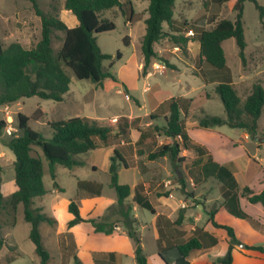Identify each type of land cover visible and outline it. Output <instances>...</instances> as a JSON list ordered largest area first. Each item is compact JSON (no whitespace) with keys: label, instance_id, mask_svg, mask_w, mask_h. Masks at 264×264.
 I'll list each match as a JSON object with an SVG mask.
<instances>
[{"label":"rangeland","instance_id":"rangeland-1","mask_svg":"<svg viewBox=\"0 0 264 264\" xmlns=\"http://www.w3.org/2000/svg\"><path fill=\"white\" fill-rule=\"evenodd\" d=\"M37 1L41 9L50 11L55 7H60L62 0ZM120 1L124 4L122 9L115 7L104 10L101 13L102 18H108L115 23V29L98 33L96 40L103 52L113 56L111 60L104 61V66L109 67L111 63L109 70L118 80L124 81L129 86L132 98L130 96L131 99H126L125 87L115 86L113 84L114 81L110 78L104 79L102 85L96 86L89 79L77 78L70 68L65 67L66 72L70 75L71 82L69 90L62 101L31 96L24 97L19 102H13L8 104V106H0V119H4L7 122L6 127L0 131L1 193L8 194L11 192V187L15 185L14 154L4 145V141L9 139L12 133H18L17 112H23L28 115L30 117L29 126L45 138H51L53 135V130L48 125V121L52 120L82 116L108 124V120L116 114H133L135 116L147 114L154 106L156 99L162 96L163 91L170 92L174 96H185L194 100L192 106L197 108L187 112V117L190 116V121L199 120L202 117L203 109L205 110L203 114L226 116L223 103L214 91L215 83L221 78V75L209 72L207 78L214 81L213 83L204 82L201 77L202 68L199 62V50L195 42L189 43V41L196 40L200 31L203 28H210L215 21L221 18L233 19L235 16L233 5L236 0L223 2H217L216 0H176L173 9L174 28L172 33L178 37V40L171 36H164L160 39L155 45L157 56L151 59L145 73L142 71V65L139 66V64L143 63L141 39L145 32L144 20L148 16L147 7L149 0H129L132 12L129 5H127V0ZM257 1L264 6V0ZM25 6H30V9H32L29 0H0V23H4L6 30L12 29L14 31V26L23 24L21 18L15 19L13 16L19 8ZM33 13L35 14L34 11ZM6 19H9V23H6ZM243 22L247 43L245 47L246 65L243 66L241 63L239 49L234 38L226 39L223 42V48L226 64L230 69L229 76L235 83L238 93L244 98L254 81L260 80L264 87V35L258 10L255 8L254 3L249 0H246L243 5ZM24 25L30 29L29 35L31 37L32 35L35 39L39 37L40 23L38 18H35L32 22L30 21V23H24ZM164 27L167 29L168 24L164 23ZM190 29L194 31V35L188 36L187 32ZM9 35H7V38L2 39L4 45L8 44V40L12 38ZM2 37L4 36L0 32V39ZM125 38L128 44L124 43ZM32 42L31 46L35 44L34 40ZM61 42L62 33L56 32L52 43L55 51L59 49ZM117 52L121 55L119 59L115 57ZM166 61L170 63V66L167 65ZM157 63L163 64L165 67L156 69L154 65ZM147 72H150V74L145 76ZM200 94L206 95L208 98L198 100ZM167 109L168 100H165L158 107L156 113L162 114ZM9 116L10 119H8ZM148 121H150L148 116L143 119L138 118L136 120L137 127H147L145 123ZM160 123H162V120H160ZM211 128L219 129L234 139H240L243 133L242 129L233 128L226 124ZM262 128H264V107L258 121V141L260 142L264 138ZM137 136L136 127L132 126V132L129 131V134L124 139L131 141ZM121 139H113L112 145L109 147H117L123 150ZM168 141L171 142L172 139L164 136L158 138V144L167 143ZM240 144L253 150L252 142H241ZM34 149L35 154L39 155L44 163L43 183L46 192L44 195L34 198L33 206L41 207L45 213L55 217L57 220L55 226H50L43 222L39 227L43 244L50 255L49 264H76V257L81 264H89L88 261L76 254L72 235L69 232L59 233L63 228V224H58V219L60 223H65L67 215L70 213L67 210V202L65 200H74L78 203L79 208L82 206V214L84 216L88 215V217L82 216L83 218L101 219L107 213L109 206L116 205L117 194L111 185V176L108 170L112 152L108 154V148L106 147L91 150L88 154L80 156V158L85 159L86 164L84 166H75L72 169L57 164L55 166V180H53L42 149L39 146H34ZM124 151L127 160L134 164L133 153L129 152L128 148ZM192 160L193 158L188 162L174 163L168 156H165L151 161L147 158L146 153L137 158V163L145 165L151 175L154 177L158 175L159 181L152 180L148 183V188L152 190V198L150 200L153 204L158 205L156 196L167 198L169 203H173V200L177 198L190 199L180 204H174V215L179 207L187 209L189 206L197 209L199 202L204 203L207 209L215 207L216 202L214 200L205 204L203 197L210 196L212 193L215 196L219 195V182L210 177L206 182L193 186L187 174L188 169L191 167L190 161L192 162ZM179 173L181 174L179 175ZM139 177L137 168L131 166L125 168L121 164L118 166L119 183L135 184ZM180 178L184 181V187ZM54 181L57 182L58 187L54 186ZM85 183L101 184V196L99 195L100 198L93 205L90 202L83 203V199L89 194L86 187L82 186ZM110 199H115V201L108 204ZM129 199L130 196L126 200L129 201ZM161 199V201H165L163 198ZM169 203L168 201L167 203L163 202V205L167 206ZM245 204L248 205L245 206ZM249 205L250 203L246 201L241 208L251 215L252 219H243L231 215L224 208H220L218 218L237 227L240 236L243 238L240 244H263L262 237L255 232L250 224L255 223V220L259 218L253 215L255 214L254 209ZM90 206L91 208L89 209ZM197 211L203 215L204 220L208 218V215L200 208ZM116 212L109 214L108 221L120 225L125 230L123 217ZM132 214H135L139 221L137 223L134 220L133 227L142 240L143 253L147 256L149 264H161L160 259L154 254L156 252V242L152 226L153 213L136 205L135 210L131 211ZM56 215H58V218ZM15 219L16 223L13 225L11 212L3 208L0 209V239L2 240L0 245V264H40V258L34 251L35 245L29 237L31 224L23 218L22 205H19ZM90 224L92 225V223ZM130 239L135 246L134 240ZM100 259H107L104 262L105 264H138L134 258L127 255H122L114 260H108V256H94L96 264H104L99 261Z\"/></svg>","mask_w":264,"mask_h":264},{"label":"trees","instance_id":"trees-1","mask_svg":"<svg viewBox=\"0 0 264 264\" xmlns=\"http://www.w3.org/2000/svg\"><path fill=\"white\" fill-rule=\"evenodd\" d=\"M35 14L40 18V38L30 47H24L18 41H12L8 45L0 42V106L11 104L24 97L39 96L44 99L62 101L69 90L70 75L65 67L71 69L79 79H89L96 86L103 84L106 78L117 82L115 75L104 66V61L111 60V54L103 52L97 44L96 35L100 32L115 29V23L102 18L104 10L115 7L123 8L120 0H65L64 7L69 9L78 19L79 24L68 27L59 16V6L53 10L41 9L37 0H29ZM176 0H149L147 7L148 16L145 18V32L141 39V52L143 54L142 71L145 73L152 58L157 56L155 45L164 36H171L178 40L172 33L173 9ZM223 2L227 0H216ZM246 0H236L233 5L235 16L233 19L221 18L213 23L210 28H203L198 35L199 62L202 68V77L206 80L209 72L221 75L216 81L214 91L220 97L226 116L205 114L199 118L198 125L202 128H210L220 125H228L246 131L252 139L258 140V121L264 107V87L260 80L254 81L249 92L243 98L237 91L235 84L229 76V67L226 64V56L223 42L228 38H234L239 49V57L243 66L246 65L245 47L247 45L243 27V5ZM254 3L259 13V20L264 35V6L257 0H249ZM127 5L132 12L131 2ZM168 24V28L164 27ZM56 32L62 33V42L57 51L53 48V37ZM181 38V37H180ZM186 41V39H184ZM124 43L128 44L126 38ZM115 57L119 59L120 53ZM167 65L170 66L168 61ZM210 80V79H209ZM214 81V80H212ZM167 114L163 116L162 123L156 122L145 128L137 127L136 119L129 120L126 116H119L115 125L100 124L96 120L73 116L66 119L48 121L53 130L51 138H45L39 132L29 126L30 117L23 112H17L18 133H12L10 138L4 141L14 154V181L17 189L4 196L0 192V209H6L13 215V225L16 223L15 214L19 205L23 206V218L31 224L29 237L35 245V253L40 258V264H49L50 255L45 248L40 233V224L45 222L55 226L57 220L48 215L41 207H34L33 200L45 194L43 183L44 163L42 158L35 154L34 146H39L48 162V170L55 180V166L61 164L72 169L75 166H84L85 159L81 155L88 154L91 150L100 147H109L113 139L124 138L129 134L130 127H136L139 136L136 140L138 155L147 154L149 160H155L168 156L174 163L183 162L185 156L181 155L182 149L193 150L197 158L192 162L195 182L199 178L194 170L198 167L204 180L212 177L220 184L222 205L231 214L249 218V215L240 207L239 194L246 196L252 203L264 205V189L254 193L248 186L240 190L233 172L225 165L214 162L210 155L202 164V157L208 153L207 149L192 140L185 127L184 113L188 111V98L170 96L168 99ZM148 117L157 119L159 115L151 112ZM7 122L0 119V131L6 127ZM264 133V128H263ZM164 136L171 138V142L158 144V138ZM154 147V149H152ZM109 172L111 185L117 194L116 205H111L107 213L101 219L83 218L80 215L79 205L70 200L67 210L73 214L67 225L71 227L80 222H90L95 231L112 233L115 223L108 221L109 214L119 213L123 217L125 231L135 242V259L138 264H148L147 256L143 253L141 240L133 227L134 218L131 215V203H126L132 190L134 192L132 202L140 207L155 213L152 203L145 193L144 185L138 182L132 189L129 184L119 183L118 166L127 167L121 152L114 147L110 156ZM2 167L0 164V173ZM1 181V178H0ZM182 186L184 181L180 178ZM54 186L58 187L56 181ZM90 195H100L101 184L85 183ZM63 190L62 188H60ZM110 212V213H109ZM215 210L210 211L209 219L215 227L224 228L228 235V249L224 256L218 258L221 264L232 263V249L238 243L232 226L222 224L215 219ZM183 218V208L179 210L178 221ZM200 232L201 229H198ZM71 234V233H70ZM212 243L216 241L212 238ZM2 240L0 239V245ZM203 247L199 236L192 235L182 238L175 244L160 248L158 255L163 264H194L187 260L192 250ZM248 249L264 252L260 245H245ZM112 256V253H110ZM76 264H81L76 257Z\"/></svg>","mask_w":264,"mask_h":264},{"label":"crops","instance_id":"crops-1","mask_svg":"<svg viewBox=\"0 0 264 264\" xmlns=\"http://www.w3.org/2000/svg\"><path fill=\"white\" fill-rule=\"evenodd\" d=\"M64 1L62 0L59 7V16L60 18L66 23L68 27H74L79 24V21L77 17L69 10L64 7ZM29 7V8H28ZM33 9H30V6H25L23 8H19V10L16 11V14L13 16L15 19L21 18L23 24L22 25H16L13 27L14 31L12 29L6 30L4 28V23H0V32L2 34V37L0 39V42H2L3 38H7V35L10 34V38L8 41V44L12 41H18L20 44H22L24 47H30L34 40V43H36L39 38L37 39L29 35L30 29L28 27H25L24 23H30L35 18H38V21L40 23V18L36 14L33 13ZM9 23V19H6V23ZM18 28V30H16ZM20 28V31H19ZM40 33V31H39ZM199 35V34H198ZM195 42L197 45V48L199 50V42L198 37L196 40L192 41L190 40L189 43ZM4 44V43H3ZM5 44V45H8ZM247 61V60H246ZM143 66L142 64H139V66ZM150 72H147L145 76H148ZM202 77V76H201ZM205 83L211 82L212 80H206L202 77ZM117 87H125V97L126 94L131 99L132 94L129 92V86L122 80H118L117 82L113 83ZM216 84V83H215ZM235 84V83H234ZM147 89V87H146ZM250 89V87H249ZM249 92V91H248ZM131 96V98H130ZM170 96H174L170 92L163 91V94L160 98L156 99V102L152 109L144 115H133V114H116L112 118L108 120V125H115L116 119L119 116H126L129 120L140 118L143 119L144 117L148 116L151 112H156L158 107L165 102ZM175 97H183L187 98L185 96H175ZM208 98L206 95L200 94L198 96V100ZM190 100L189 102V111L195 110L197 107H193L194 100L191 98H188ZM21 100V99H20ZM18 100L17 102H19ZM137 103H139L138 100H136ZM5 106H8L5 105ZM3 107V106H2ZM203 109V108H202ZM188 112V111H187ZM187 112L184 113L185 118V127L187 130V133L189 137L197 142L198 144L204 146L208 153L205 154L201 159L202 165L208 158V155L211 156L212 160L218 164L225 165L228 167L234 174L240 190L244 186H248L254 193H258L261 190L264 189V138L260 142L258 140L252 139L249 134L243 130V133L241 134L240 139H234L231 136H228L224 132L220 131L219 129H213V128H202L198 125L199 120L190 121L189 117H187ZM205 110L202 111V116ZM158 114V113H157ZM167 114V111H165L162 114H158L159 117L157 119H150V121L146 122L145 125L153 124L156 122H160V120L163 119V116ZM100 123V122H98ZM104 124V123H100ZM263 129V128H262ZM261 129V130H262ZM136 131L138 132L137 128ZM130 132H132V127H130ZM139 136V132H138ZM138 136L131 141H126L124 138L121 139V144L123 145L122 148H117L121 154L123 155L127 167L122 165L125 168L128 167H135L138 169L140 177L138 178L137 182L135 184H129L131 188L133 189L134 186L141 182L144 185L145 193L148 196L149 201L151 202L152 198V190L148 188V183L150 181H159L158 175L155 177L150 174V171L147 170L145 165H142L140 163H137V158L141 155L137 154L136 151V140L138 139ZM169 142V141H168ZM250 143L252 142L253 150H250L248 147L245 148L244 145L240 143ZM132 144V146H131ZM108 148V154H110L114 147H106ZM126 148H128V151L133 153V160H135L134 164H131L127 160V156L125 154ZM263 148V149H262ZM182 156H185V160L183 162H188L189 160H192V162L198 157L197 154L190 149H182L181 151ZM14 160V159H13ZM153 161V160H151ZM191 163V167L188 169L187 174L189 176V179L191 180L193 186H196L199 183L206 182L207 180H204L203 177L200 175L198 167L194 170V173L200 177L198 183L195 182L194 175L190 172L191 169H193V164ZM181 163V162H180ZM110 165V164H109ZM109 169V167H108ZM181 173H179L180 175ZM15 182V181H14ZM17 189V185L11 187V192L15 191ZM158 191V190H157ZM9 192L8 194H10ZM3 194V193H2ZM8 194H3L4 196ZM133 190L130 194L129 201H126L128 203H131V211L135 210L136 204L135 202H132L133 198ZM87 197L83 199V203L90 202L91 205L95 204V201L100 198L99 195H90L87 194ZM163 198L165 201H161ZM190 199L184 200V199H176L173 200V203L170 202L167 198H164L162 196H156V201L158 202V205L153 204L152 205L155 209V213H153L152 218V226L154 231V240L156 242V252L154 253L158 259H160L161 264H163L161 258L158 255V251L160 248L169 247L176 242H178L182 238H188L192 235L199 236L201 242L203 243V247L200 249L192 250L187 260L194 263V264H221L218 261V258L225 255L228 249V235L224 228L215 227L212 222L209 219V213L210 211L215 210V219L217 222L222 224H227L233 227L235 236L238 239V243L235 244V246L232 249V263L234 264H264V252L254 250V249H248L245 247V245H260L264 247L263 244H249V243H243L240 244L243 238L240 236L237 227H235L230 222L222 221L218 218L220 208H224L227 212L228 210L222 205V196L220 191V184H219V195L215 196L210 194V196H204L203 200L205 201V204L208 202H211V200H214L216 202V205L212 209H207L205 207L204 203L199 202L197 209L200 208L205 214L208 215V218L204 220V217L201 213L197 211V209L193 207H187V209H184V207H179L177 213L174 215L173 213V205L174 204H180L184 201H189ZM248 201L250 203V207L254 209L253 215L255 217H258L259 219H256L255 223H250L255 232L259 236L262 237L264 241V205L257 202L252 203L248 200L246 196H243L239 194V203L240 207L243 206V203ZM115 201V199L108 200V204ZM168 205H163V202L167 203ZM67 202V205L69 203V200H65ZM248 204H245L247 206ZM91 206L89 207V209ZM180 208H183V218L178 221L179 216V210ZM94 209V207H93ZM80 214L83 217L82 214L83 207L80 206L79 208ZM93 211V210H92ZM91 213V212H90ZM231 214L230 212H228ZM90 215V214H89ZM233 215V214H231ZM249 215V214H248ZM58 218V215H56ZM235 216V215H234ZM132 217L136 220L138 223V219L135 214H132ZM73 218V214L69 213L67 215L65 223H60L58 219V224H63L62 230L59 231V233L62 232H69L72 235V239L74 242V247L76 250V254L88 261L89 264H96L94 261V256H108V260H114L119 258L122 255H127L131 258L135 259V246L130 237L127 235L126 231L118 224H115L114 231L112 233H104V232H96L94 230V227L90 223L86 222H80L77 223L71 227H68L67 223L68 221ZM249 218L252 219V216L249 215ZM244 219V218H243ZM198 229H201L202 232H200ZM212 238H215L216 241L212 243ZM141 240V239H140ZM142 242V240H141ZM142 245V243H141ZM143 247V245H142ZM144 250V247H143ZM112 253V256L110 255ZM136 260V259H135ZM148 260V258H147ZM99 261H102L103 263L107 261V259H100ZM105 264V263H104ZM149 264V262H148Z\"/></svg>","mask_w":264,"mask_h":264},{"label":"built area","instance_id":"built-area-1","mask_svg":"<svg viewBox=\"0 0 264 264\" xmlns=\"http://www.w3.org/2000/svg\"><path fill=\"white\" fill-rule=\"evenodd\" d=\"M187 35L188 36H191V35H194V31L193 30H189L188 32H187ZM154 67L156 68V69H161V68H164L165 66L163 65V64H155L154 65ZM126 98H129V96L126 94Z\"/></svg>","mask_w":264,"mask_h":264},{"label":"bare ground","instance_id":"bare-ground-1","mask_svg":"<svg viewBox=\"0 0 264 264\" xmlns=\"http://www.w3.org/2000/svg\"><path fill=\"white\" fill-rule=\"evenodd\" d=\"M8 119H10V116L8 117Z\"/></svg>","mask_w":264,"mask_h":264}]
</instances>
